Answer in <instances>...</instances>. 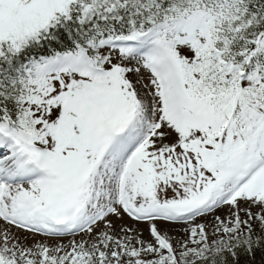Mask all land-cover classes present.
<instances>
[{"label": "snow or ice", "instance_id": "snow-or-ice-1", "mask_svg": "<svg viewBox=\"0 0 264 264\" xmlns=\"http://www.w3.org/2000/svg\"><path fill=\"white\" fill-rule=\"evenodd\" d=\"M0 264H264V0H0Z\"/></svg>", "mask_w": 264, "mask_h": 264}]
</instances>
